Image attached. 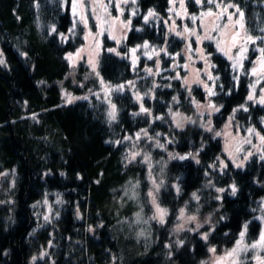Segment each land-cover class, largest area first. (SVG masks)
Wrapping results in <instances>:
<instances>
[{"label": "trees", "instance_id": "obj_1", "mask_svg": "<svg viewBox=\"0 0 264 264\" xmlns=\"http://www.w3.org/2000/svg\"><path fill=\"white\" fill-rule=\"evenodd\" d=\"M224 1L244 11L249 35L264 36V0ZM185 2L192 14L199 13L194 0ZM135 3L133 29L121 51L135 48L140 54L147 44L150 54L132 66L108 51L115 42L104 36L94 70L83 60L73 65L67 59L85 43L83 27L69 34L71 0H0V264H205L209 249L232 244L245 224L248 242L259 237L264 147L237 167L216 133L236 112L264 136V104L248 100L249 79L237 81L231 62L208 42L216 94L183 86L171 73L175 58L183 63L186 47L168 29L171 0ZM149 10L156 15L146 22ZM53 25L56 32H50ZM257 43L264 48V41ZM159 50L161 68L170 73L150 74L144 66L156 68L151 57ZM256 55L252 51L248 62ZM101 79L113 89L125 87L105 96ZM68 92L80 99L66 103ZM109 100L117 109L111 122ZM196 100H209L219 111L197 113ZM141 106L149 112L141 113ZM173 110L191 118L183 128L176 126ZM132 153L140 155L130 162ZM150 192L167 209L163 224L152 218ZM182 209L183 218L197 219L181 218Z\"/></svg>", "mask_w": 264, "mask_h": 264}, {"label": "rangeland", "instance_id": "obj_2", "mask_svg": "<svg viewBox=\"0 0 264 264\" xmlns=\"http://www.w3.org/2000/svg\"><path fill=\"white\" fill-rule=\"evenodd\" d=\"M88 3L86 4V0H84L85 8L87 9L84 13V15L87 18L88 24L85 26L84 24L80 23L79 20V13L80 9L77 8V16H73L71 5H70V16L72 19V26L71 29H74L73 32H70L69 34L75 33L76 29L78 27L84 28L85 36L89 34V30L91 31V35H89L88 40H85V43L78 48L76 51L80 49H84L85 51L81 53L80 57H77L75 54L77 52H69L68 55L71 53L73 54V59L69 60L73 65L77 64L80 61H85L89 67L93 69V67L87 62L88 59H92L96 67L94 70L97 69L100 54L104 50V36H107L111 41L115 42L114 45H110L107 47V49H115V53H118L125 58H127L132 66L138 65L140 62V58L142 55H149L151 51L150 46L148 47H142V52L138 54L136 51L133 53L131 50L129 52H122L121 48L123 46V43L125 42L128 33L133 29V20L134 16L132 15V11L135 10V13H137V6L136 3H132V0H129L127 4H124L122 0H92V3L90 5V0H87ZM186 0H183L184 2V8L182 9L180 7L181 0H171V7L169 8V18L170 20L167 21L168 29L171 33H182L183 35H178L179 37L183 38L186 41V47L181 51V55L184 58L183 63H177V58H175L172 66H171V73L174 74V77L178 80H180L181 84L183 86H186L187 88H191L194 85L200 86L204 91L208 94V89H212L215 86V79L209 80L208 75H211L215 77L214 73V67L215 63L212 59V54L209 52V49L207 47V42L211 43L216 52L221 53L216 48V39L219 38L217 32L209 31L208 34L213 36V40H207L202 39L200 42H197L196 37L194 35H190L189 33H185V28L189 29H195L196 33L203 37L205 35V29H211L213 19L212 17H205L203 20L200 19L201 12L207 11L210 7L212 8V11L215 12L217 9L211 5H209L206 0L205 3L202 5H199L200 10L197 15L192 14L186 5ZM218 2L222 4L227 3H234V2H225L224 0H218ZM72 3V0H71ZM100 4L108 5L107 12H105L101 7H99ZM119 4L120 7L117 8L116 5ZM92 6L96 7L95 15L101 16L103 20H112L113 18H118L116 20L115 26L111 31H108V25L105 24V31L102 35H97V33L100 31L98 27V22L94 17V14L91 10ZM121 9H123V12L121 13ZM242 10V9H241ZM229 12L234 11V9H228ZM244 12V11H243ZM195 15L197 17L196 21L193 22L191 20V16ZM234 20L236 17L233 18ZM131 21V24L125 28L121 22H127ZM225 21H219V23L223 24ZM230 31H235L230 29ZM248 34V33H247ZM245 33L241 32L240 40L243 42V37ZM116 37V39H112V37ZM227 39V37H225ZM119 41V42H118ZM99 44V47L97 48L96 45ZM247 51L244 54V58L242 59L241 63L243 67H237L235 69L236 79L239 81L241 77H247L249 79V95L252 94L255 96V101H259V98L261 95H264V75L260 74L262 72L261 65L259 63V60L261 59L259 49L263 48L261 45L257 43H251L249 42L247 45ZM135 49V48H133ZM197 49H200L203 51V54L208 57L207 63L203 59H201V52L197 51ZM148 51V52H147ZM252 51L257 52V57L251 63L248 62V59L250 58V54ZM164 53V50H159L156 52L155 56L151 57V61L155 59L156 62V68L152 69L149 68L147 65L144 66V70L150 74L157 75L159 72L167 73L168 69H162L161 64H163V60L161 55ZM236 49H233V55H235ZM223 54V53H221ZM224 55V54H223ZM225 56V55H224ZM229 60V59H228ZM231 62V65L233 64V61L229 60ZM187 65V67H185ZM255 67L257 69L258 75L253 76L251 74V70ZM151 69V72L148 70ZM199 70V71H197ZM170 73V72H168ZM247 73V75H246ZM164 77V76H163ZM185 80L188 81V83H185ZM200 80L203 83H197L196 81ZM259 81V83H257ZM255 84V89L253 90L252 85ZM207 85V88L205 87ZM103 90V89H102ZM104 92V90H103ZM69 95H71L70 92H68ZM105 96H108L105 94ZM72 96V95H71ZM73 97V96H72ZM75 100V99H74ZM211 101H198L196 100L195 107L197 109V104L200 105V108L197 109V113L200 114H206L209 112L210 114L215 113L216 111H213L209 109L207 106ZM175 113H179L178 116L175 117L176 120H179L183 125L189 121L187 115L183 114L180 111L173 110L172 115ZM234 117V118H233ZM190 118V117H189ZM243 119H239L236 112L233 113L230 118L227 120V122L224 124V126L218 131L221 133L219 137H221L224 140L225 146V155L227 158H229L235 165L240 164L241 166H244L246 161L251 157L252 154L258 153L263 150L264 142H261L260 136H263L262 130L258 126H253L250 123L249 124H243ZM205 127H212L210 123L205 124ZM254 129L253 134L249 135L248 129ZM244 130V131H243ZM258 134V135H257ZM248 139L251 141V143H245L244 140ZM239 148V151L237 149ZM227 149V150H226ZM229 152L232 153L231 156H229ZM248 153H251V155H248ZM264 153V152H263ZM264 217V216H263ZM187 219V218H183ZM262 222V229L261 231H264V220L261 219ZM184 224V223H183ZM181 224V225H183ZM247 233V231H246ZM259 238V237H258ZM258 238L256 240H258ZM239 238L235 239V241L226 246L225 248H222L220 251L217 250L215 253L210 252V259L206 261L205 264H215V261L217 257L223 256L226 252L230 251L234 246L236 241ZM256 240L252 242L247 241V234L245 235V244H251L255 242ZM260 254L264 257V248H256L251 250V248L247 252L240 253L239 261L240 264H261V261L264 260L263 257H260ZM259 257L260 259H257ZM224 264H230V261L226 260Z\"/></svg>", "mask_w": 264, "mask_h": 264}, {"label": "snow or ice", "instance_id": "obj_3", "mask_svg": "<svg viewBox=\"0 0 264 264\" xmlns=\"http://www.w3.org/2000/svg\"><path fill=\"white\" fill-rule=\"evenodd\" d=\"M122 2L124 4H127L129 2V0H122ZM194 2L198 5H202L205 3V0H194ZM206 2L209 5H211L217 9V11L213 12L212 8L210 7L207 11L201 12V14H200L201 20H203L205 17L214 18L211 29L206 28L205 29V35L203 37L198 35L196 33L195 29L185 28V33H189L190 35H194L196 37L197 42H200L202 39H207V40H213L214 39L213 36L208 34L209 31L217 32L218 36H219V38L216 39L217 50L219 52L223 53L227 57V59L233 61V64H232L233 70L237 69V67H243L241 61L244 58V54L247 51L246 45L249 42L255 43L257 40L264 41V36L253 37L252 35L247 34V30L245 28V21H244L245 14H244L243 10H241V8L237 4H235V3L222 4V3L218 2V0H206ZM64 3H67V0H64ZM91 3H92V0H90V5H91ZM132 3H135V0H132ZM36 6L37 7L39 6L38 3ZM78 7L80 9V13H79L80 23L87 26L88 21H87L86 16L84 15V13L87 9L85 8L84 0H72L71 9H72V13H73L74 17L77 16V14H78L77 13ZM99 7H101L105 12H107L108 5L100 4ZM116 7L119 8L120 5L117 4ZM180 7L182 9L184 8L183 0H181ZM228 9H234V11L229 12ZM91 10L94 14L95 19L98 22V27L100 29V31L97 33V35H102L103 32L106 30L104 27L105 24L108 25V28H107L108 31H111L114 28L116 20L118 18H113L112 20H103L101 18V16L95 15V12H96L95 6H92ZM122 12H123V9H121V13ZM135 14H136L135 10H133L132 15H135ZM155 15L156 14L152 10H149L147 15L144 17V20L147 22L149 17H154ZM234 17H236L235 20L233 19ZM190 18L193 22H195L197 19V17L195 15H192ZM225 20H226L225 23H223V24L219 23V21H225ZM121 23L123 24V26L125 28H127L131 24V21L129 20L126 23L125 22H121ZM230 29L235 30V31H230ZM73 30L74 29H70V31H73ZM261 31L264 32V29H261ZM50 32H56V28L54 25L51 26ZM241 32L245 33V35L243 37V42H241V40H240ZM176 34L177 35H183L182 33H179V32H177ZM60 35L63 37V34H60ZM89 35H91L90 30H89V34L86 35L84 37V39L88 40ZM225 37H227V39H225ZM112 39H116V37L113 36ZM96 47L98 48L99 44H97ZM142 47L146 48V47H148V45L145 44ZM233 49H236L235 55H233ZM84 51H85L84 49H80L77 51V53L75 55L77 57H80L81 53ZM108 51L114 52L115 49H108ZM131 51L134 53L136 51V49H132ZM197 51L201 52V59H203L205 61V63H207L208 57L203 54L202 50L197 49ZM259 52H260V56H261L259 63L261 65V69H262V72L260 74L264 75V48H260ZM67 59L72 60L73 54L70 53L68 55ZM87 62L93 67V69H95L96 64L92 59H88ZM4 63H5V61L2 58V53H0V64H4ZM185 67H187V65H185ZM148 71L151 72V69H149ZM197 71H199V70H197ZM251 74L253 76L258 75L257 69L255 67H253V69L251 70ZM97 75H98V73H97ZM208 79L214 80V79H218V77H213L211 75H208ZM235 79H238V77H236ZM196 82L197 83H203L200 80H197ZM185 83L187 84L188 81L185 80ZM257 83H259V81H257ZM101 84L103 86V90H104L106 95L110 94L113 90L122 91L125 87L124 85H117V86H115V89H113L112 86L105 84L102 79H101ZM131 84H132V82H129V85H131ZM205 87L207 88V85H205ZM252 88H253V90L255 89V84L252 85ZM262 91H264V90H262ZM215 94L216 93L213 92L212 89H210V88L208 89V95L209 96H213ZM65 99H66V103H72V101L74 99H80V97H72L71 95L65 93ZM83 99H87V97H83ZM136 99L137 100L141 99L139 94L136 95ZM254 99H255L254 95L250 94L248 96V100H254ZM258 102L261 104H264V95L260 96ZM109 104H110V110L108 112V117H109V121L111 122V121H115L117 119V109H116V105L112 104L110 100H109ZM196 106H197V109L200 108L199 104H197ZM207 107L213 111H219V108H217L214 104L209 103ZM241 107L243 108V106H241ZM243 110L247 111L246 108H243ZM140 111H141V113H148L149 112V110L145 109L143 106H141ZM234 111H236V110H234ZM137 114H139V113H137ZM178 115H179V113L173 114V119H175V117ZM188 119L190 120L191 118H188ZM191 122L195 123V121H191ZM176 126L178 128H183V124L179 120H176ZM207 130L212 131V129L210 127H208ZM247 131H248L249 135H251V134H253L254 129L249 128ZM144 135H147L146 130H144ZM216 135L219 136V135H221V133L217 132ZM139 136H140V134L138 133L137 139L139 138ZM259 138H260L261 142H264V136H260ZM125 139H131V138L126 137ZM244 142L245 143H251V141L248 139H245ZM116 143H119V141H117ZM157 144L159 147H164V145L159 144L158 142H157ZM237 151H239V148L237 149ZM228 154H229V156L232 155L231 152H229ZM137 155H140V153H132L130 156V162L132 160H135ZM248 155H251V153H248ZM190 156H193V154L189 153L187 156H179L178 158L183 160V159H187ZM261 158L264 159V157H261ZM143 159H144V161L147 162V161H149L150 158L147 155H145L143 157ZM197 162H199V161H197ZM236 166L241 167L240 164H238ZM150 167H151V165L149 163V168ZM213 167H215V165H213ZM225 167H227V165L223 164L220 170L223 171V168H225ZM153 183L155 184V181H153ZM159 187H160V185H158V184L155 185L156 190H159ZM177 191H179L178 188H177ZM224 191H225V189H223V188L217 189V192H224ZM230 191L233 195H235L237 189H236V186L234 184L230 186ZM149 195L152 197L153 205H155V215L152 218L158 219V221L161 224H163L165 222V216L167 215V209L160 207V205L156 203V198H155V195L153 193L150 192ZM192 195H193L194 199L199 200V197L196 195V193H193ZM220 198L221 197H217V199H220ZM180 216H181V218L184 217V210L183 209L180 212ZM47 219H48V217L46 216L45 220H47ZM187 219L189 221H194L197 219V217L193 215V216L187 217ZM260 219L264 220V217H260ZM199 227H201V225L197 224L196 228L198 229ZM182 228H183V225H179L176 230L179 231ZM89 230L91 231V229H89ZM246 231H247V224H245L243 226V230L240 232L239 239L236 241L235 246L230 251L226 252L223 256L217 257L215 264H224V262L226 260L230 261V264H240V261H239L240 253L247 252L250 248L251 249L264 248V231H261L258 240H256L255 242H253L251 244H245L244 240H245ZM202 238L206 240L208 238V233H205ZM178 244L182 245L183 241H179ZM166 247H171V246L166 245ZM209 251L212 253H215L216 249L211 248V249H209ZM35 259H36V257H33V260H35ZM257 259H260V258L257 257ZM261 264H264V260L261 261Z\"/></svg>", "mask_w": 264, "mask_h": 264}]
</instances>
